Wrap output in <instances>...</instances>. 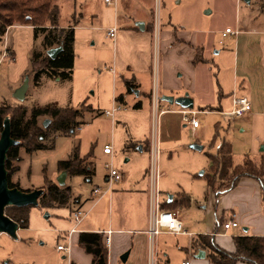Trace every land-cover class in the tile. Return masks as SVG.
<instances>
[{
  "label": "rangeland",
  "instance_id": "rangeland-1",
  "mask_svg": "<svg viewBox=\"0 0 264 264\" xmlns=\"http://www.w3.org/2000/svg\"><path fill=\"white\" fill-rule=\"evenodd\" d=\"M56 4L60 9L59 26L78 25L73 29L71 77H51L42 73L36 81L31 58L35 53L47 55L49 50L43 47L45 34L35 33L29 26H12L0 45V104L28 109L56 104L74 110L88 105L93 112L85 114L81 120L83 124L73 134L55 136L52 149L28 154L20 148L19 161L12 163L10 179L24 192L44 187L45 178L58 185L61 173H58L57 165L68 160L75 149L83 157L92 148L94 173L89 182L83 177L66 176L64 186L58 187L71 188L69 203L62 208L32 206L28 228L19 229L16 239L0 234V264H68L67 255L57 250L59 245H68L64 227L74 225L73 212L82 209V203L92 195L94 187L106 189L108 168L127 175L130 168L137 166L134 176L138 173L139 177L145 176L148 186L152 136L150 94L155 84L160 98L169 94L167 96L173 98L186 95L190 100L194 99L193 111L196 112L213 106L209 101L219 92L228 94L232 90V45L225 39H221L222 45L217 43L225 27L234 26L239 8L246 7L243 2L235 5V0H136L134 4L127 2L125 6H117L116 13L103 0H59ZM152 14L153 32L158 30L157 46L155 38L144 60L147 71L137 77L136 90L129 92L123 80L129 76L121 73L117 65L123 60L133 61V56H140L141 52L136 51L132 40H119L115 45L107 38L106 32L109 26L113 27L115 15L116 28L122 32L137 23H145ZM196 46H203L202 56L207 66H194ZM25 79L28 80V89L24 101L19 102L13 94ZM159 103L161 109L166 108L169 112L159 119L158 187L161 191L162 182L171 187L170 192L161 193V199L179 192L182 182L185 184L187 166L199 164L201 168L196 174L207 173L206 153H215L223 137L234 145V164L241 162L238 148L245 138L238 130L241 119L226 121L228 117L199 113L195 117L200 127L195 132L176 112V105L161 100ZM206 103L207 106H200ZM113 104L121 109L107 116L106 113L113 110ZM228 108L224 106L225 110ZM44 121L47 120L40 119L39 124L43 126ZM218 123L224 128L229 125L230 130L227 134L219 131L220 136L215 137ZM146 143L148 149L145 150ZM106 145L112 148V158L103 154ZM164 163L170 164L173 170V175L165 180L162 177ZM17 167L18 171H13ZM101 217L106 220L104 213ZM222 232L228 233L220 229ZM174 243L171 239L167 245L173 249ZM175 252L177 256L174 253L171 256L179 263V250L176 248ZM179 254L182 257V253Z\"/></svg>",
  "mask_w": 264,
  "mask_h": 264
},
{
  "label": "crops",
  "instance_id": "crops-1",
  "mask_svg": "<svg viewBox=\"0 0 264 264\" xmlns=\"http://www.w3.org/2000/svg\"><path fill=\"white\" fill-rule=\"evenodd\" d=\"M259 1L260 0H235V5L243 2L246 7L239 8L234 26L232 28L225 27L219 36L218 45H222L221 39H225L228 41L227 43L232 45L233 49L231 60V77L233 85L231 92L228 94L219 92L217 97H212L209 102H212L211 105L213 106H209H211L210 108H215L214 111L208 109L196 112L193 111V108L192 110H184L191 111L195 113V115L199 113H213L223 117L222 113L228 112L231 108L230 98L232 94L247 98L251 104V112L239 121L240 127L238 128L239 133L245 136L242 140V145L238 148L242 158L246 155L258 158L260 154L263 153L260 152V147H264V14L259 13ZM127 2L130 5L134 4L136 0H112V4L107 5L105 2L104 4L113 7L116 13L117 6H125ZM57 8L60 15V9L58 6ZM153 17L154 15L152 14L149 20H146L145 23L143 22V31H140L135 25L133 28L131 27L125 29V31L119 32L116 28L117 19L115 15L113 27L109 26L106 32L107 36V33L115 28V38L112 39L108 36L107 38L112 40L115 45L119 43V40H132L133 45L135 44L136 51L141 52L140 56H133V61L125 62V60H123L117 65L121 73H127L129 76L128 78H123L124 82L129 81L133 87L129 92L136 90L137 77L145 74L147 71L144 60L146 55L148 56L150 52L151 42L154 45L155 38V45L157 46L158 30L156 29L155 33L153 32L151 23ZM57 26L60 29L64 28L59 26V16ZM68 27L70 26L66 28ZM77 27L78 25H75L74 29ZM146 28H151V30L146 31ZM226 29H231L234 34L222 38V33ZM194 48L196 51L193 60L194 66H207L206 60L202 56L204 50L203 46H196ZM198 53L203 62L196 64L194 61ZM226 92H228L227 89ZM224 97L226 99H224ZM120 100L122 101V98H120ZM226 100H228V103ZM192 102L194 105V99ZM207 105V103L205 105L200 104L202 108ZM224 106H229V108L225 110ZM162 110L167 112L161 115L159 119L169 112L166 108ZM181 111H183V109L179 107L178 110H176L180 115ZM230 120L234 119L226 121ZM218 124L220 125V123ZM199 127L200 122L194 129L190 126L195 132ZM220 128L223 134H227L230 130L229 125H227L226 128L220 125ZM147 145L146 143L144 147L145 150L148 149ZM231 145L233 155L234 145L233 143ZM105 156L108 157V155ZM200 166L199 164H191L186 167L185 184L182 182V186L180 185V190L176 195L161 199V193L164 191L170 192L171 187L164 185L165 182L160 184L161 191H159L158 187L161 209L176 213L178 219L182 222L183 230L186 234L170 235L164 233L156 236L153 240L148 238L146 230L148 228V190L150 184L148 183L147 186L145 176L139 177L140 173L134 176L136 166L130 168L127 175H123L122 183L114 185L111 192L98 197L91 195L84 204L82 203V209L84 208L83 213L81 211L82 209L76 210L81 212L83 216L78 226H75L72 220L74 223L72 227L71 224L70 227H64L63 233L66 234L69 244L68 264H92V256L86 255L79 246L78 240L81 233L100 232L105 237H107L108 233L110 234L109 246L107 247L105 245L108 253L107 264H148L150 255L153 257L154 264H182L184 262H189V264H212L208 259L210 252L208 248L206 246H195L199 236L214 235L216 245L228 252L234 251L233 237H264V209L262 206V195L259 184L255 180L243 178L234 189L215 197L212 191L207 188L204 179L206 171H202L200 173L201 175L196 174L198 170H200ZM207 167H209V163H207ZM162 169V177H165L163 180L173 175L172 166L170 164L164 163ZM141 171L142 170L139 172ZM95 188L101 189L98 186L93 189ZM86 202H89V204L87 205ZM172 203L173 205L170 207ZM103 213L106 215V220L104 221L101 217ZM219 219H221V225L233 219L238 227L228 230V233H220V229H222L221 225L217 230L215 228L217 220ZM74 228L75 231L69 236V232ZM231 230L233 233L230 234L229 231ZM171 239L175 241L173 249L167 245ZM176 248L182 253L181 257L178 252L179 263H177L178 260H174L171 256L172 253L176 255ZM200 250L205 252V258L195 259L196 254ZM125 253H128L127 259L125 263H122L120 258Z\"/></svg>",
  "mask_w": 264,
  "mask_h": 264
},
{
  "label": "trees",
  "instance_id": "trees-1",
  "mask_svg": "<svg viewBox=\"0 0 264 264\" xmlns=\"http://www.w3.org/2000/svg\"><path fill=\"white\" fill-rule=\"evenodd\" d=\"M58 0H0V45L8 28L12 26H29L35 33L45 34L43 47L45 50L58 49L54 59L40 53L33 54L31 58L32 69L35 72L36 81L42 73L51 77L70 78L72 73L74 54L73 40L74 27L60 29L58 22ZM259 13L264 14V0L259 1ZM151 28H146L150 31ZM203 62L201 56L196 55L194 63ZM128 91L133 88L129 81H126ZM215 108H209L214 111ZM93 112L90 106L82 105L80 110L69 107H59L51 104L46 107H35L28 109L20 105L0 104V136L7 122L9 125L10 137L16 145L9 148L5 169L9 188H18L19 184L11 181V167L13 162L19 161V149L32 154L40 150H48L54 147L55 136H68L75 132L83 122L81 121L87 112ZM49 121L47 127L39 124V120ZM216 136L221 128L217 124ZM213 145V143H212ZM93 158L92 148L90 152L80 157L77 149L66 161L57 165L58 173L65 172L67 176H79L91 181L94 173L91 159ZM209 163L208 171L204 175L207 188L212 191L215 197L234 189L243 178L255 180L261 189L262 206L264 209V152L258 158L244 156L239 164H234L232 145L225 138H221L219 147L215 153H206ZM17 172L18 167L13 169ZM37 199V205L44 209L65 207L71 198V188L53 184L45 178V186ZM22 191V190H21ZM24 192V191H22ZM27 193L32 192L26 191ZM167 204V203H166ZM173 203L170 205L172 207ZM169 206V205H168ZM27 207H7L4 210L5 216L15 222L20 229L28 228L29 209ZM221 225V219L217 220L216 230ZM216 233V232H215ZM234 251L228 252L214 241V235L199 236L195 246H206L208 248V259L212 264H264V237L237 236L232 238ZM79 246L92 256V264H107V250L105 247V236L102 233H81L78 240ZM4 264V263H2ZM6 264H9L6 263Z\"/></svg>",
  "mask_w": 264,
  "mask_h": 264
},
{
  "label": "built area",
  "instance_id": "built-area-1",
  "mask_svg": "<svg viewBox=\"0 0 264 264\" xmlns=\"http://www.w3.org/2000/svg\"><path fill=\"white\" fill-rule=\"evenodd\" d=\"M107 5L112 4V0H104ZM231 29H226L222 33V38H225L227 35H233ZM116 35V29H111L107 36L109 38L114 39ZM160 98L157 91V84L154 85L151 91V122H152V136L150 141V168H149V205H148V228L146 230V234L150 240H153L156 236L161 234H170V235H180L186 234L183 230L182 222L178 219L177 214L174 212L166 211L161 209V202L159 200V191H158V179H159V171H158V158L160 155V147H159V118L161 115L166 113L167 111H163L159 107ZM230 110L228 112L222 113V116L229 119H242L248 113L251 112V104L249 100L245 97L237 96L235 94L231 95L230 98ZM120 107L114 106L113 110L110 113H106V115H113L116 110H120ZM183 121L191 126L193 129L196 128L199 124L198 119H196L195 113L191 111H181L180 112ZM192 115L191 118L189 116ZM103 154L108 155L112 158V148L109 145L103 147ZM108 175L106 176V189L101 190L99 188H95L92 191V195L95 197L103 196L104 194L111 192L114 185L120 183L123 179V174L118 173L112 167L107 169ZM73 221L75 222V226H78L82 219V213L79 211L73 212L72 214ZM224 231H228L232 228L238 227L237 223L231 219L224 222L221 225ZM75 231V228L69 232V236ZM110 234H107L105 237V245L108 247L110 243ZM57 250L59 252H64L67 255L69 254V244L67 246H58ZM148 264H154L153 257L150 255ZM182 264H189V262H184Z\"/></svg>",
  "mask_w": 264,
  "mask_h": 264
},
{
  "label": "water",
  "instance_id": "water-1",
  "mask_svg": "<svg viewBox=\"0 0 264 264\" xmlns=\"http://www.w3.org/2000/svg\"><path fill=\"white\" fill-rule=\"evenodd\" d=\"M136 26L140 31L144 30L143 23H137ZM58 49H51L47 52L49 58L54 59L58 53ZM28 89V80L25 79L22 85L15 90L13 97L19 102H23L25 99L26 91ZM161 101L169 105H176L183 110H192L193 103L186 95L178 98H173L171 96H162ZM48 121L43 122V126L48 125ZM16 145V142L11 139L9 132V125L6 122L4 124L3 131L0 136V234H6L12 239L17 238V231L20 229L18 225L10 220L4 214V210L7 207H27V206H36L37 199L41 194V191L34 190L32 192H22L18 188H9L7 180V171L5 169V160L9 148ZM200 149V148H195ZM260 152H264V147L260 148ZM201 175V174H200ZM66 173L62 172L57 179L59 186H64ZM170 199V198H169ZM47 217V216H46ZM246 231V230H244ZM128 253L123 254L120 258L122 263L126 262ZM205 252L203 250L198 251L195 256V259H204Z\"/></svg>",
  "mask_w": 264,
  "mask_h": 264
}]
</instances>
